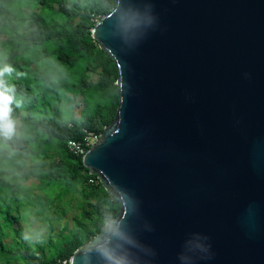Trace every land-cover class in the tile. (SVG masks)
<instances>
[{
  "label": "water",
  "instance_id": "water-1",
  "mask_svg": "<svg viewBox=\"0 0 264 264\" xmlns=\"http://www.w3.org/2000/svg\"><path fill=\"white\" fill-rule=\"evenodd\" d=\"M89 35L118 99L80 161L118 210L68 264L116 237L137 264H264V0H114Z\"/></svg>",
  "mask_w": 264,
  "mask_h": 264
},
{
  "label": "trees",
  "instance_id": "trees-1",
  "mask_svg": "<svg viewBox=\"0 0 264 264\" xmlns=\"http://www.w3.org/2000/svg\"><path fill=\"white\" fill-rule=\"evenodd\" d=\"M113 6L114 0H0V66L14 69L4 79L19 102L12 105L19 136L0 149V264L66 261L117 213L80 157L65 150L67 140L99 134L115 112L116 67L89 35ZM31 179L36 184L26 185ZM69 214L70 228L66 220L52 236ZM20 222H39L36 230L46 226L47 235L14 253L9 247L24 241Z\"/></svg>",
  "mask_w": 264,
  "mask_h": 264
},
{
  "label": "clouds",
  "instance_id": "clouds-1",
  "mask_svg": "<svg viewBox=\"0 0 264 264\" xmlns=\"http://www.w3.org/2000/svg\"><path fill=\"white\" fill-rule=\"evenodd\" d=\"M99 19L97 20L95 19L94 24ZM0 61H2V54H0ZM31 67L32 65L29 66V69H31ZM13 71L14 69L8 64H3L2 66H0V149L4 147V143H3L4 141H9L19 136V132H18L19 121L14 116L13 108H12V105L14 103H16L17 107H19V102L15 100V96H14L15 86L12 84L11 85L7 84L4 79L6 73L10 75ZM121 89H123V87ZM21 115L23 116L24 112H21ZM95 135L97 138L98 134ZM81 156H76V157L81 158ZM30 234L32 233H29V235ZM38 237H39V233H35L31 238L38 239ZM27 238L29 237L24 236V240ZM132 247H138V245L133 243L130 239H125L124 237H116L114 238V240H110L107 249L99 253L102 264H137L138 257H136L131 252L130 249ZM194 250L206 252L207 248H205L203 245H200L198 248ZM56 264H68V260L60 261L57 262Z\"/></svg>",
  "mask_w": 264,
  "mask_h": 264
},
{
  "label": "rangeland",
  "instance_id": "rangeland-1",
  "mask_svg": "<svg viewBox=\"0 0 264 264\" xmlns=\"http://www.w3.org/2000/svg\"><path fill=\"white\" fill-rule=\"evenodd\" d=\"M23 63V60L22 59H20V64H22ZM33 72H35V71H33V70H31V72H30V74L31 73H33ZM31 78H30V83L32 84V85H34V84H37V80H34L33 78H35V76H30ZM92 78H94V77H92ZM10 78H8L6 81H8ZM80 110V108L79 109H76V111H75V114H77V112ZM27 184H29V181H27L26 182V185ZM69 217H70V214L69 215H67L66 217H64V220H67V222H68V224H69V222H70V220H69ZM64 222H66V221H64ZM62 223H63V221L61 220L58 224H56V226L54 227V230H53V232L51 233V235L52 236H56V234H58L59 232V230H61L62 229ZM39 224V222H35V224L34 225H32L31 227H30V229L29 230H27V229H21L22 230V233H23V235L25 236V237H29V238H27V239H25L24 241H23V243H21V242H17V243H15V244H13V245H11L10 247H9V249L10 250H12L14 253H15V251H17V252H22L23 250H25V249H27V250H31L32 248H33V245H32V241L30 242V239H31V236H29V233H32V232H37L38 231V233H39V237L40 236H46L47 235V230H46V226H44V227H42L41 229H39V230H34V228H37V225ZM34 235V234H33ZM11 242V238H6L5 239V241H4V243L5 244H9L10 242ZM9 242V243H8ZM45 248H47V247H45Z\"/></svg>",
  "mask_w": 264,
  "mask_h": 264
},
{
  "label": "built area",
  "instance_id": "built-area-1",
  "mask_svg": "<svg viewBox=\"0 0 264 264\" xmlns=\"http://www.w3.org/2000/svg\"><path fill=\"white\" fill-rule=\"evenodd\" d=\"M96 139V135L93 133H86L79 140H67L65 142V148L68 153L73 156H81L85 150L93 143Z\"/></svg>",
  "mask_w": 264,
  "mask_h": 264
},
{
  "label": "crops",
  "instance_id": "crops-1",
  "mask_svg": "<svg viewBox=\"0 0 264 264\" xmlns=\"http://www.w3.org/2000/svg\"><path fill=\"white\" fill-rule=\"evenodd\" d=\"M29 181V184H27L28 186H30L31 184H36V181L34 180V179H31V180H28ZM64 221H66V220H64ZM63 221V223H65ZM63 223H62V225H63ZM67 223V228H70V223L68 224V222H66ZM35 223H33V225H34ZM27 224H25L24 222H20V223H18V228H20V229H27V230H29L30 229V227L32 226H26ZM36 228H34V230H35ZM5 241V240H4ZM3 241V242H4ZM10 242V241H9ZM8 242V243H9Z\"/></svg>",
  "mask_w": 264,
  "mask_h": 264
}]
</instances>
